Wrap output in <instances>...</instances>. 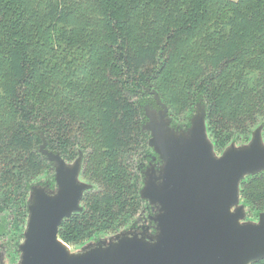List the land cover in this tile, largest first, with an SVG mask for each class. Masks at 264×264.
Returning <instances> with one entry per match:
<instances>
[{
	"label": "trees",
	"instance_id": "trees-1",
	"mask_svg": "<svg viewBox=\"0 0 264 264\" xmlns=\"http://www.w3.org/2000/svg\"><path fill=\"white\" fill-rule=\"evenodd\" d=\"M149 83L175 128L202 99L216 149L259 124L264 137V0H0V238L16 254L29 188L52 168L34 130L66 161L81 152L93 185L59 227L65 243L150 209L138 189ZM240 198L264 211V171L242 180Z\"/></svg>",
	"mask_w": 264,
	"mask_h": 264
},
{
	"label": "water",
	"instance_id": "water-1",
	"mask_svg": "<svg viewBox=\"0 0 264 264\" xmlns=\"http://www.w3.org/2000/svg\"><path fill=\"white\" fill-rule=\"evenodd\" d=\"M146 87L157 109L145 108L142 130L161 164L142 172L139 196L155 207L151 224L121 229L79 248L58 236L62 221L82 210L93 185L81 178L82 153L66 161L46 146L41 130L38 152L54 169V185L35 182L28 192L27 216L16 264H251L264 258V211L247 219L240 184L264 171L263 125L241 144L231 141L217 153L206 125L202 99L186 128L171 125L168 107ZM0 241V264L5 263Z\"/></svg>",
	"mask_w": 264,
	"mask_h": 264
},
{
	"label": "rangeland",
	"instance_id": "rangeland-1",
	"mask_svg": "<svg viewBox=\"0 0 264 264\" xmlns=\"http://www.w3.org/2000/svg\"><path fill=\"white\" fill-rule=\"evenodd\" d=\"M148 86V85H147ZM147 86H145V89H146V87ZM194 113V112H193ZM193 113L191 114V116L193 115ZM146 121V119L143 121V123L142 124H144V122ZM254 128V127H253ZM252 128V129H253ZM146 132V131H145ZM250 137H251V133H248L246 136H241V137H238L237 139H236V143L237 144H241V143H245V142H247L249 139H250ZM143 140L146 142V144H147V141H148V139H149V133L148 132H146L144 135H143ZM234 138H231L230 139V141L228 142V143H226L222 148H219V149H216L215 148V151L219 154V153H221V151L225 148V146L226 145H228ZM47 142V141H46ZM40 143H41V140L37 143V146L39 147V145H40ZM46 146H47V144H46ZM37 147V148H38ZM139 148L140 147H138V151H137V153H138V155H137V157H139V152H140V150H139ZM77 156H75L74 158H72L71 160H68V162H72L75 158H76ZM51 169V170H50ZM52 176V178H54V169H53V167L51 168V167H48L47 169H44L35 179H33V183H35V182H40V181H45V180H47L48 178H50ZM141 187H142V183H140V182H138V189L140 190L141 189ZM246 210H247V208H246ZM251 214V215H250ZM247 213V219H252V220H256L257 218H258V215L257 214H254V213ZM143 215V213H141V209H139L138 210V212L133 216V218L128 222V223H126L124 226H122L121 228H119L118 229V231L119 230H121V229H125V228H128V227H130V225L132 224V222L133 223H135V222H137V220H138V218L140 219V217ZM145 216V215H144ZM135 221V222H134ZM115 233V232H114ZM113 234V232H101V233H99V234H97V235H94V236H96V237H92L93 239L94 238H96V239H98V238H100V237H105V236H110V235H112ZM96 239H94V240H96ZM90 240V239H89ZM88 240V241H89ZM92 240V239H91ZM0 241L2 242V244L3 245H5V263L6 264H16V261H17V259H18V256H19V253L18 254H16V252H14V247L12 246V244H13V242H10L9 241V239H6V238H0ZM83 244V243H82ZM80 245L81 244H79V245H75V246H73V248L74 249H76V248H79L80 247ZM11 256L13 257V258H11Z\"/></svg>",
	"mask_w": 264,
	"mask_h": 264
},
{
	"label": "flooded vegetation",
	"instance_id": "flooded-vegetation-1",
	"mask_svg": "<svg viewBox=\"0 0 264 264\" xmlns=\"http://www.w3.org/2000/svg\"><path fill=\"white\" fill-rule=\"evenodd\" d=\"M145 108H149V109H157V105H149L147 104L145 106ZM147 155H144L145 159L140 163V170L141 173L146 170L149 167H154L157 168L160 164L161 161L158 158V156L154 153V151L151 148V152L146 153ZM41 183H44L45 181H40ZM150 205V204H149ZM151 211V212H150ZM155 212V207L150 205V209H145L143 210V215L140 217V219L138 218L137 222L132 223L130 225V227H140L141 225H146V224H151V221L149 220V216L153 215ZM145 215V216H144Z\"/></svg>",
	"mask_w": 264,
	"mask_h": 264
}]
</instances>
